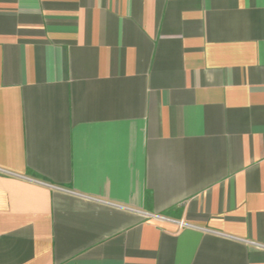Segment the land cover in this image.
Instances as JSON below:
<instances>
[{"label": "crops", "instance_id": "obj_1", "mask_svg": "<svg viewBox=\"0 0 264 264\" xmlns=\"http://www.w3.org/2000/svg\"><path fill=\"white\" fill-rule=\"evenodd\" d=\"M0 264H264V0H0Z\"/></svg>", "mask_w": 264, "mask_h": 264}]
</instances>
